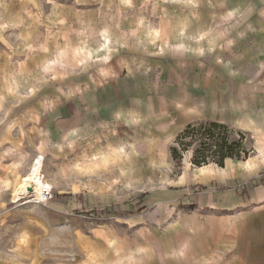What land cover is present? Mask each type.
Returning <instances> with one entry per match:
<instances>
[{"label":"crops","instance_id":"0c3cea01","mask_svg":"<svg viewBox=\"0 0 264 264\" xmlns=\"http://www.w3.org/2000/svg\"><path fill=\"white\" fill-rule=\"evenodd\" d=\"M182 4L172 33L181 44L161 78L144 87L113 80L108 88L105 102L125 127L139 131L108 149L89 141L73 157L110 186L98 192L121 217L119 225L102 224L87 237L86 264H264V0ZM198 122L250 135L253 155L193 166L186 176L153 175L175 163L169 141ZM80 131L68 132H76V145L83 142ZM158 182L164 185L149 188ZM44 246L0 235V264H44Z\"/></svg>","mask_w":264,"mask_h":264},{"label":"rangeland","instance_id":"374dc122","mask_svg":"<svg viewBox=\"0 0 264 264\" xmlns=\"http://www.w3.org/2000/svg\"><path fill=\"white\" fill-rule=\"evenodd\" d=\"M183 12L182 0H0V235L44 240V264H86L87 237L102 224L119 225L117 210L98 192L109 193L110 186L73 157L89 141L108 149L139 131L125 127L106 103L108 88L113 80L144 87L161 78L162 65L181 44L172 33ZM76 126L80 145L76 132L68 133ZM244 134L253 155L254 140ZM188 142L178 148L182 161L153 175H188V156L199 144ZM38 160L51 190L45 202L15 193ZM243 185L235 181L237 192Z\"/></svg>","mask_w":264,"mask_h":264},{"label":"trees","instance_id":"16d2710c","mask_svg":"<svg viewBox=\"0 0 264 264\" xmlns=\"http://www.w3.org/2000/svg\"><path fill=\"white\" fill-rule=\"evenodd\" d=\"M234 135L237 138H234ZM188 139H196L199 142L189 161L194 167L211 163L223 166L224 160L228 158L245 160L252 151L247 146L244 133L215 122H198L186 126L176 137L170 148L171 157L175 162H180L184 157L178 148L190 147V142L184 143Z\"/></svg>","mask_w":264,"mask_h":264},{"label":"bare ground","instance_id":"6f19581e","mask_svg":"<svg viewBox=\"0 0 264 264\" xmlns=\"http://www.w3.org/2000/svg\"><path fill=\"white\" fill-rule=\"evenodd\" d=\"M46 184L42 180L40 173V161H36L30 169V174L21 180L16 194H29L33 193L37 198L40 193L44 191Z\"/></svg>","mask_w":264,"mask_h":264},{"label":"built area","instance_id":"2783aa9c","mask_svg":"<svg viewBox=\"0 0 264 264\" xmlns=\"http://www.w3.org/2000/svg\"><path fill=\"white\" fill-rule=\"evenodd\" d=\"M47 188L48 187L46 185V188L44 189V191L42 193H40L39 197L37 198L39 201L45 202L48 199V197L50 196L51 190L50 189L48 190Z\"/></svg>","mask_w":264,"mask_h":264}]
</instances>
